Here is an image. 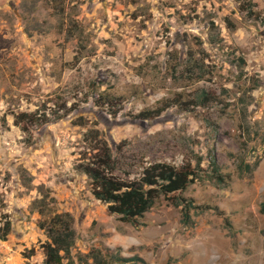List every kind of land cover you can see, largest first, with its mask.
I'll return each mask as SVG.
<instances>
[{
	"label": "rangeland",
	"instance_id": "rangeland-1",
	"mask_svg": "<svg viewBox=\"0 0 264 264\" xmlns=\"http://www.w3.org/2000/svg\"><path fill=\"white\" fill-rule=\"evenodd\" d=\"M37 111L46 123L16 121ZM94 137L116 178L157 162L201 177L134 226L77 170ZM179 198L195 207L187 222ZM65 213L76 264L97 248L144 264H264V0H0V226L12 223L0 264H44L40 223Z\"/></svg>",
	"mask_w": 264,
	"mask_h": 264
},
{
	"label": "trees",
	"instance_id": "trees-1",
	"mask_svg": "<svg viewBox=\"0 0 264 264\" xmlns=\"http://www.w3.org/2000/svg\"><path fill=\"white\" fill-rule=\"evenodd\" d=\"M244 63L243 60H241ZM202 93L201 100L206 98ZM164 109H156L140 114L142 118L148 119L160 115ZM60 117V116H59ZM48 117L43 112L34 114H21L17 117L18 123H46ZM24 131L28 128L23 126ZM98 133V132H96ZM98 135V134H97ZM95 138V137H94ZM96 139L95 154L91 162L79 165L77 170L85 174L91 183L92 194L101 203L107 206L110 214L118 216L120 220L129 222L134 226H141L139 220L144 217L161 196L184 191L188 185L201 176L198 170L190 168L178 169L177 167L157 162L144 168L140 177L133 180H123L113 175L116 162L113 153L105 139ZM212 175L210 178L218 184H226L225 176L220 172L218 164L212 162ZM257 163L254 164L256 166ZM254 166H248L253 169ZM184 210V220H190V210L195 207L179 198ZM186 203H185V202ZM42 204V201L35 205ZM73 218L69 214H56L47 223H40L41 228L46 229L49 241L43 245L45 252L44 264H76L72 256L75 244L76 232L72 227ZM12 230L10 220H5L0 226V241H5ZM30 250L28 256L33 255ZM27 256V257H28ZM82 256H80L81 258ZM87 257L92 259V264H144L145 261L139 256L124 257L118 249L111 252L109 249H93Z\"/></svg>",
	"mask_w": 264,
	"mask_h": 264
}]
</instances>
